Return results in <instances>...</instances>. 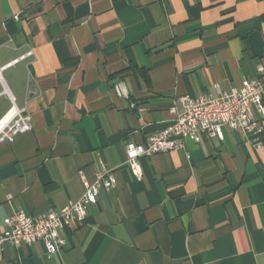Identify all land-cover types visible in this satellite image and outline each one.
<instances>
[{"label": "crops", "instance_id": "obj_1", "mask_svg": "<svg viewBox=\"0 0 264 264\" xmlns=\"http://www.w3.org/2000/svg\"><path fill=\"white\" fill-rule=\"evenodd\" d=\"M30 51L0 74V119L33 120L0 144V236L20 209L77 202L103 165L117 183L61 252L4 243L0 264H264V129L186 139L142 158L140 179L126 165V145L173 124L181 97L259 75L264 0H0V68Z\"/></svg>", "mask_w": 264, "mask_h": 264}, {"label": "built area", "instance_id": "obj_2", "mask_svg": "<svg viewBox=\"0 0 264 264\" xmlns=\"http://www.w3.org/2000/svg\"><path fill=\"white\" fill-rule=\"evenodd\" d=\"M18 19V16H15ZM33 56L30 51L6 67ZM257 77L245 78L241 87L230 92L218 91L215 96L186 95L179 99L182 110L172 109L176 119L173 124L150 135L145 143L129 142L126 145V165L134 177L143 176L141 159L159 153L182 149L186 139L197 144L205 139L224 140L225 130L236 132L246 139L250 134L264 129V66L258 67ZM119 96H126L121 85L115 87ZM257 116L260 122L257 121ZM260 123V124H259ZM261 125V126H259ZM33 129L32 116L25 110L13 107L0 119V144L13 143L17 136ZM258 151L264 152V141H253ZM84 193L75 203L50 211L41 216H31L18 210L4 221L5 229L0 236V246L11 243L17 247L43 243L48 257L62 251L66 245L63 231L73 223H82L91 205L97 203L102 190L109 191L117 183L116 177L105 166L97 173V180L90 184L82 176Z\"/></svg>", "mask_w": 264, "mask_h": 264}]
</instances>
